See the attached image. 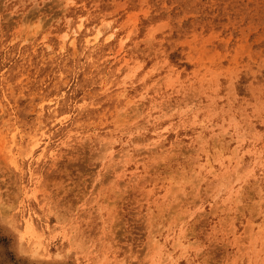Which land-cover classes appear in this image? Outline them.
<instances>
[{"label":"rangeland","instance_id":"374dc122","mask_svg":"<svg viewBox=\"0 0 264 264\" xmlns=\"http://www.w3.org/2000/svg\"><path fill=\"white\" fill-rule=\"evenodd\" d=\"M263 230L264 0H0V264H264Z\"/></svg>","mask_w":264,"mask_h":264},{"label":"bare ground","instance_id":"6f19581e","mask_svg":"<svg viewBox=\"0 0 264 264\" xmlns=\"http://www.w3.org/2000/svg\"><path fill=\"white\" fill-rule=\"evenodd\" d=\"M40 19V18H39ZM39 21V20H38ZM102 24V23H101ZM104 25V24H103ZM106 25V24H105ZM99 33V32H98ZM98 35V34H97ZM95 37V36H94ZM97 39V38H96ZM95 39V40H96ZM121 41V40H120ZM119 41V42H120ZM50 44V43H49ZM51 45V44H50ZM45 50V49H44ZM54 52H55V55H56V59H60V52L58 51V49H56V48H54ZM29 55V56H32L33 54L31 53V52H29L28 50H25L24 49V52H23V55ZM50 54H48V53H44L43 54V57H45V56H49ZM53 60L55 61V59L53 58ZM52 91V93H51V96L53 97V112L52 113H48V112H46V111H44V113H43V116H44V122H45V124H46V126H50V125H52V123L51 122H54V124H56L57 123V120L58 119H61V118H63V117H65V115L66 114H68L67 112H68V109H69V107H68V95H66V94H63V93H59L58 92V89H52L51 90ZM145 107V106H144ZM184 114V113H183ZM52 119V121H50ZM201 119H203V118H201ZM177 128V124H175L174 122H168L167 120H162V121H156L155 119H153V120H150V122H149V125H148V128L147 129H151L152 130V135H156L159 131H161V130H163V129H166V128ZM70 132V131H69ZM68 131H67V129H64V133L65 134H68L69 133ZM109 137V136H108ZM205 137V136H204ZM108 142V141H107ZM106 141H105V143H107ZM111 142V141H110ZM114 142V141H113ZM104 143V144H105ZM103 144V145H104ZM38 143H36V145H35V148H37L38 147ZM101 148H103V146H101ZM108 149V148H107ZM106 149V150H107ZM127 149V148H126ZM137 149V148H136ZM141 149V148H140ZM154 149V148H153ZM98 150H100V148L98 149ZM102 150H104V148L102 149ZM102 150H100V151H102ZM124 150V149H123ZM99 151V153H102V152H100ZM105 151V150H104ZM111 151V150H110ZM127 151V150H126ZM107 152V151H106ZM124 153V152H123ZM255 153V152H254ZM254 153H251V155H254ZM29 154V153H28ZM103 154V153H102ZM101 154V155H102ZM106 154V153H105ZM117 153H115V154H113V155H116ZM124 154H126L127 155V153L125 152ZM124 154H122L123 156H121V157H124ZM121 155V154H120ZM112 156V155H111ZM229 156H231V155H229ZM113 157V156H112ZM130 158V157H129ZM230 158V157H229ZM123 159V158H122ZM253 159V161H254V158H252ZM109 160V159H108ZM124 160V159H123ZM140 161H141V159H140ZM220 163H224V166H225V170L226 171H229L230 170V168H231V161L228 159V161H226L225 159H221V161H220ZM233 166V168H235V169H233L234 171H237V174H236V178H235V180L234 181H236V179L238 178V177H246V174L250 171V169H247V165H244L245 166V169H242L243 167L241 166V168H239V169H237L238 167L237 166H234V165H232ZM257 165L256 164H254V162H253V167H256ZM211 167L209 166V169H210ZM28 169V168H27ZM211 170V169H210ZM232 172H230V174H231ZM191 175H192V173H191ZM232 175V174H231ZM234 175V174H233ZM224 176V175H223ZM226 177V176H225ZM231 178V177H230ZM229 178V179H230ZM228 179V180H229ZM191 180V179H190ZM225 180V179H224ZM227 180V181H228ZM180 181V180H179ZM234 181H233V183H234ZM181 183V182H180ZM179 183V184H180ZM225 185H226V183H224ZM117 185H120L119 183L117 184ZM237 185H241L240 184V182L237 184ZM121 186V185H120ZM104 187V186H103ZM219 187V186H218ZM220 187H222V185H220ZM240 187V186H239ZM239 187H237V188H239ZM105 188V187H104ZM110 189V188H109ZM180 189V188H179ZM182 189V188H181ZM220 189V188H219ZM101 190V189H100ZM99 190V191H100ZM117 190V189H116ZM115 190V191H116ZM206 190V189H205ZM208 190V189H207ZM207 190H206V192H207ZM221 190V189H220ZM98 191V192H99ZM259 191V190H258ZM117 192H118V190H117ZM123 192V191H122ZM145 192H148V191H146L145 190ZM240 192V191H239ZM261 192V191H260ZM116 193V192H115ZM217 193H219V191L217 192ZM105 194V193H104ZM117 194V193H116ZM146 194H148V193H146ZM230 194V193H229ZM239 194V193H238ZM98 195H100V194H98ZM118 195V194H117ZM82 196V195H81ZM91 198H93L92 196H90ZM122 197V196H121ZM215 197V196H214ZM105 199V198H104ZM123 199V198H122ZM236 199H238V198H236ZM46 200V199H45ZM196 200V199H195ZM223 200V199H222ZM90 201V200H89ZM110 201V205H111V200H109ZM137 201V200H136ZM224 202L226 201L225 199L223 200ZM95 202V201H94ZM121 202L122 201H120V204H121ZM190 202H192V201H190ZM119 203V202H118ZM79 204H81V203H79ZM94 204V203H93ZM109 204V203H108ZM107 204V205H108ZM197 205V204H196ZM113 205H111V207H112ZM216 206V205H215ZM236 206H238V205H236ZM93 207V206H92ZM220 207H221V205H220ZM239 207V206H238ZM240 208V207H239ZM99 210H100V208H98ZM104 209V208H103ZM151 209V208H150ZM182 209V208H181ZM188 209V208H187ZM159 210H161L160 208H159ZM182 210H184V208L182 209ZM211 210H213L214 211V208H211ZM150 211H152V210H150ZM158 211V210H157ZM221 211V210H220ZM91 212H93V211H91ZM100 212V211H99ZM98 212V213H99ZM119 211H117L116 213H118ZM180 212V211H179ZM88 213H89V211H88ZM166 213V212H165ZM164 213V214H165ZM175 213V212H174ZM176 213H177V211H176ZM109 214V213H108ZM114 214V213H113ZM94 215H96V213L94 214ZM93 215V216H94ZM178 215L180 216L181 214H177V217L176 218H178ZM97 216H95V218H96ZM153 217V216H152ZM182 217V216H181ZM167 218V217H166ZM114 219H116V218H114ZM113 219V220H114ZM118 220H120L119 218H117ZM150 219V218H149ZM148 219V220H149ZM162 219H163V217H162ZM112 220V221H113ZM117 220V223H115V224H118V221ZM116 221V220H115ZM66 222V221H65ZM149 222V221H148ZM172 222V221H171ZM146 223V222H145ZM161 223V222H160ZM253 223V222H252ZM183 224V223H182ZM251 224V223H250ZM96 225V224H95ZM150 226H151V224H149ZM156 225V224H155ZM154 225V226H155ZM253 225V224H252ZM97 226V225H96ZM107 226V225H106ZM105 226V227H106ZM120 226H121V224H120ZM148 226V225H147ZM146 226V227H147ZM149 226V227H150ZM157 226V225H156ZM159 226V225H158ZM113 227V226H112ZM115 227H116V225H115ZM149 227H147L148 229H150ZM251 227V226H250ZM262 227V226H261ZM103 228V227H102ZM151 228H152V226H151ZM106 229V228H105ZM120 229V228H119ZM157 229V228H156ZM245 229V228H244ZM251 229V228H250ZM113 230V229H112ZM155 230V229H154ZM153 229H152V231H151V233H150V235H154V233H153V231H154ZM116 231H118V230H116ZM120 231V230H119ZM118 231V232H119ZM250 231V230H249ZM257 231L259 232V229L258 230H255L254 232H256L257 233ZM264 231V230H263ZM106 232V231H105ZM251 232V231H250ZM253 232V233H254ZM107 233V232H106ZM112 233V232H111ZM149 233H148V235H149ZM187 233H188V231H187ZM247 233H248V231H247ZM260 233V232H259ZM109 235V234H108ZM107 235V236H108ZM149 235V236H150ZM259 235V234H258ZM30 236V235H29ZM116 236V235H115ZM149 236H147V238L149 237ZM247 236V235H246ZM245 236V237H246ZM259 236H261V235H259ZM264 235H262V237H263ZM117 237V236H116ZM151 237V236H150ZM153 237V236H152ZM239 235H238V237L236 236V238H238V240H239ZM242 237H244V235L242 236ZM251 237L253 238V235H251ZM220 238V237H219ZM156 239V238H155ZM154 239V237H153V242L152 241H150V244H154V242H158V240L156 241ZM241 237H240V240H239V242L241 241ZM151 240V239H150ZM180 239H178V241H179ZM237 240V239H236ZM235 240V241H236ZM243 240V239H242ZM250 240H252V239H250ZM174 241V240H173ZM190 241V240H189ZM199 241V240H198ZM197 241V242H198ZM255 241V240H254ZM253 241V242H254ZM105 242H107V241H105ZM104 242V243H105ZM152 242V243H151ZM180 242V241H179ZM213 242V241H212ZM212 242H211V244H212ZM113 243H115V242H113ZM174 243L175 242H173V245H174ZM194 243H196V242H194ZM194 243H193V245H194ZM262 243L264 244V242L262 241ZM116 244V243H115ZM114 244V245H115ZM148 244H149V241H148ZM176 244H177V242H176ZM180 244V243H179ZM190 244H192V242L190 241ZM228 244V243H227ZM237 244V243H236ZM253 244V243H252ZM251 244V245H252ZM263 244H261V248H262V246H264ZM109 245V244H108ZM154 245H156V244H154ZM182 245V244H181ZM232 245V244H231ZM238 245V244H237ZM248 245V244H247ZM178 246V245H177ZM180 246V245H179ZM183 247L185 246V245H182ZM216 246V245H215ZM215 246L213 247V248H215ZM227 246V245H226ZM244 247V245H241V243H240V247ZM253 247H254V245H252ZM152 247H153V245H152ZM212 247V246H211ZM253 247H252V250H253ZM107 248H108V246H107ZM261 248H259V249H261ZM156 250L158 249V247L157 248H155ZM262 249H264V248H262ZM256 250V249H255ZM160 250L158 249V252H159ZM169 251V250H168ZM203 251V250H202ZM256 251H258V250H256ZM263 251V250H262ZM155 252V251H154ZM264 252V251H263ZM97 253V252H96ZM198 252L196 251V253L195 254H197ZM200 253V252H199ZM198 253V254H199ZM232 254H234V253H232ZM240 254V253H239ZM259 254V253H258ZM150 255V254H149ZM178 257V256H177ZM258 257V256H257ZM151 258H152V254H151ZM165 258V257H164ZM169 258V257H168ZM120 259H122V258H120ZM103 260V259H102ZM164 260H167L166 258L164 259ZM164 260H159V262L160 261H162V263H163V261ZM120 261V260H119ZM152 262V263H151ZM149 264H153V262L154 261H151ZM230 262V261H229ZM228 263V262H227ZM226 263V264H227ZM122 264H124L123 263V261H122ZM164 264V263H163ZM225 264V263H224Z\"/></svg>","mask_w":264,"mask_h":264}]
</instances>
